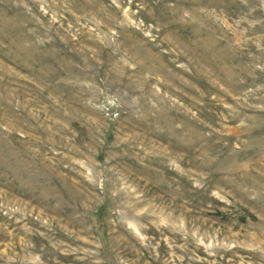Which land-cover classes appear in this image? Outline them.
Returning <instances> with one entry per match:
<instances>
[{
  "label": "rangeland",
  "instance_id": "374dc122",
  "mask_svg": "<svg viewBox=\"0 0 264 264\" xmlns=\"http://www.w3.org/2000/svg\"><path fill=\"white\" fill-rule=\"evenodd\" d=\"M0 264H264V0H0Z\"/></svg>",
  "mask_w": 264,
  "mask_h": 264
}]
</instances>
